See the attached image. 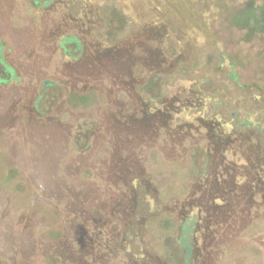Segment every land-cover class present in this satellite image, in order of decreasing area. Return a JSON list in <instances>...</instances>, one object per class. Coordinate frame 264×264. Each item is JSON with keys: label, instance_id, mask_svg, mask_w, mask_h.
Instances as JSON below:
<instances>
[{"label": "rangeland", "instance_id": "rangeland-1", "mask_svg": "<svg viewBox=\"0 0 264 264\" xmlns=\"http://www.w3.org/2000/svg\"><path fill=\"white\" fill-rule=\"evenodd\" d=\"M246 1L0 0V264H264Z\"/></svg>", "mask_w": 264, "mask_h": 264}, {"label": "trees", "instance_id": "trees-1", "mask_svg": "<svg viewBox=\"0 0 264 264\" xmlns=\"http://www.w3.org/2000/svg\"><path fill=\"white\" fill-rule=\"evenodd\" d=\"M259 0H247L241 8L232 14V20L236 26L242 29L248 30V37H253L258 34L264 35V0L262 3ZM76 44L80 47L79 40L75 36H69L63 39L64 48L68 44ZM6 68L10 70L11 68L6 65ZM191 226L186 223L183 227L184 233L188 231L186 236H182L184 244L187 246V259L190 261L193 255V248L190 238L192 236L189 232Z\"/></svg>", "mask_w": 264, "mask_h": 264}]
</instances>
